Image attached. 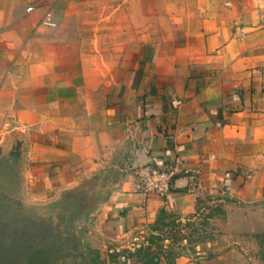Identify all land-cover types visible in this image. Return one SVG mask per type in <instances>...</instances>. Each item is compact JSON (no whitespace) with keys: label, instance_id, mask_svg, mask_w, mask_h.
<instances>
[{"label":"crops","instance_id":"obj_1","mask_svg":"<svg viewBox=\"0 0 264 264\" xmlns=\"http://www.w3.org/2000/svg\"><path fill=\"white\" fill-rule=\"evenodd\" d=\"M175 161L167 197L138 189ZM67 194L72 227L202 218L174 264H258L264 0H0V264H24L15 212Z\"/></svg>","mask_w":264,"mask_h":264},{"label":"rangeland","instance_id":"obj_2","mask_svg":"<svg viewBox=\"0 0 264 264\" xmlns=\"http://www.w3.org/2000/svg\"><path fill=\"white\" fill-rule=\"evenodd\" d=\"M89 193L92 196L94 189ZM42 213L55 218L57 208L55 212V207L47 206ZM184 220L161 215L142 229H131L116 238L105 237V232L92 221L83 222L85 225L80 228L72 227L74 222L78 224L77 220L70 226L63 223L62 230L73 237L78 245L77 253L90 264H174L177 256L190 252L202 241L201 232L208 223L202 218ZM258 247V264H264V237H259Z\"/></svg>","mask_w":264,"mask_h":264},{"label":"flooded vegetation","instance_id":"obj_3","mask_svg":"<svg viewBox=\"0 0 264 264\" xmlns=\"http://www.w3.org/2000/svg\"><path fill=\"white\" fill-rule=\"evenodd\" d=\"M62 208L63 204L54 219L53 217L37 219L31 212L22 210L15 212L11 225L19 233L15 239H19L20 233L24 234L23 240L27 238L26 243L29 245L26 260H32L37 251V256L40 253L42 257L51 255L54 264H61L63 255L68 251V246L62 242L63 232L67 233L64 229L62 230L63 223L69 226L72 224L69 219L70 214L62 212ZM63 218L64 221H62Z\"/></svg>","mask_w":264,"mask_h":264},{"label":"built area","instance_id":"obj_4","mask_svg":"<svg viewBox=\"0 0 264 264\" xmlns=\"http://www.w3.org/2000/svg\"><path fill=\"white\" fill-rule=\"evenodd\" d=\"M179 172V162H171L162 169L143 167L137 173V187L144 194L165 198Z\"/></svg>","mask_w":264,"mask_h":264},{"label":"trees","instance_id":"obj_5","mask_svg":"<svg viewBox=\"0 0 264 264\" xmlns=\"http://www.w3.org/2000/svg\"><path fill=\"white\" fill-rule=\"evenodd\" d=\"M71 196V194L65 195L63 199L62 212H68L70 214V222L73 223V221L78 219L80 216V208L78 207L80 201L74 200ZM62 221H64V218ZM62 242L64 245L68 246V251H66V253L63 255L61 264H90L81 255H79V253H77L78 245L70 234L63 232ZM14 250H16V248H14ZM14 252L16 254V251ZM27 252L28 248H26V254L23 256V261L25 264H54L51 255L42 257V253H40L37 256V251L34 255V258L28 261L26 260Z\"/></svg>","mask_w":264,"mask_h":264}]
</instances>
